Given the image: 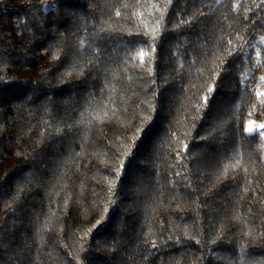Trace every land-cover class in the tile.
<instances>
[{
    "label": "trees",
    "instance_id": "trees-1",
    "mask_svg": "<svg viewBox=\"0 0 264 264\" xmlns=\"http://www.w3.org/2000/svg\"><path fill=\"white\" fill-rule=\"evenodd\" d=\"M264 0H0V264H264Z\"/></svg>",
    "mask_w": 264,
    "mask_h": 264
},
{
    "label": "rangeland",
    "instance_id": "rangeland-1",
    "mask_svg": "<svg viewBox=\"0 0 264 264\" xmlns=\"http://www.w3.org/2000/svg\"><path fill=\"white\" fill-rule=\"evenodd\" d=\"M261 83H263L261 91L264 93V77L261 78ZM247 129L248 131L251 129L252 131L260 132L264 141V120L250 119L247 123Z\"/></svg>",
    "mask_w": 264,
    "mask_h": 264
},
{
    "label": "snow or ice",
    "instance_id": "snow-or-ice-1",
    "mask_svg": "<svg viewBox=\"0 0 264 264\" xmlns=\"http://www.w3.org/2000/svg\"><path fill=\"white\" fill-rule=\"evenodd\" d=\"M249 131H252L251 129H249Z\"/></svg>",
    "mask_w": 264,
    "mask_h": 264
}]
</instances>
